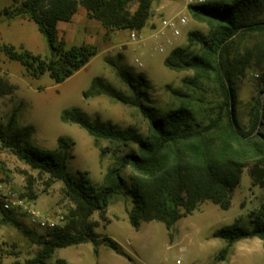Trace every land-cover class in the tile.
Wrapping results in <instances>:
<instances>
[{"label":"rangeland","instance_id":"obj_1","mask_svg":"<svg viewBox=\"0 0 264 264\" xmlns=\"http://www.w3.org/2000/svg\"><path fill=\"white\" fill-rule=\"evenodd\" d=\"M22 1L0 0V47L9 44L17 50L27 49L49 58V48L37 25L26 15L12 17L5 12H15ZM216 1L230 3L232 0L209 2ZM136 7L137 2H132L131 10ZM179 16L188 17L179 36H174L171 30H167V36L159 34L163 19ZM254 17L264 25V0ZM193 31L199 33V40L210 35L208 25L192 17L184 0H154L151 16L146 27L138 31L137 40L131 39L130 30L116 31L111 38L108 33L105 39L108 47L98 49L86 66L62 83H55L49 74L40 78L30 76L20 61L1 52L0 125H6L15 113L18 125L33 126L31 142L44 149H55L59 138L65 137L73 143L68 173L79 179L82 172H87L91 181L101 187L115 156L137 150V146L96 138L79 124L64 122L62 113L79 108L89 122L121 129L132 127L146 136L149 120L141 110L117 100L109 92L111 87L123 96L133 97L131 83L135 84L138 76L143 75L147 83L141 88L147 96L142 95V100L155 115L176 108L186 100L198 122L216 117L224 98L215 80L212 77L196 80L192 70L175 71L164 63L165 57L176 47L197 51L200 41L192 44L189 41V33ZM161 45L164 46L162 51ZM230 63L236 90L234 112L240 125L250 130L253 125L251 110L264 97V30L244 32L236 37L231 46ZM95 77L103 78L108 89L86 98L83 93ZM248 156L228 210L206 201L177 222L170 239L165 225L159 221L142 222L136 230L129 221L133 207L131 197L125 193L116 194L107 210L108 221L101 220L98 212L92 216V220L99 221V226L95 227L100 237L98 253L93 242L57 248L49 264H57L60 258H65L67 264H176L178 259L182 264H264V241L260 238L239 240L227 257L221 259V251L227 243L215 236L218 229L237 219L250 227L254 212L264 200V186L250 174L254 165L264 164V154ZM0 183L24 198L40 214L41 221L57 222L54 227L36 223L26 212L21 210L14 214L0 203V264L24 263L40 249L34 239L69 223L74 203L65 195L63 181L52 180L48 174L33 169L5 149L1 141ZM8 213L16 223L6 221ZM105 236L117 241L123 254L109 248L103 240Z\"/></svg>","mask_w":264,"mask_h":264},{"label":"trees","instance_id":"obj_2","mask_svg":"<svg viewBox=\"0 0 264 264\" xmlns=\"http://www.w3.org/2000/svg\"><path fill=\"white\" fill-rule=\"evenodd\" d=\"M135 1L137 7L131 10L130 5ZM153 1L23 0L15 12H5L12 17L28 16L46 40L50 57L43 58L27 49L17 50L9 44L2 45L0 53L20 61L34 78L49 74L55 83H62L86 66L98 53V48L89 44L67 47L57 35L60 21H71L79 7H84L90 18L101 22L107 34L122 29L141 31L151 16ZM261 1L189 5L192 17L205 22L210 35L199 40L197 31L190 32L191 44L200 41L197 51L179 46L165 57V65L172 70H192L196 80L205 77L215 80L224 101L217 116L209 121L198 122L186 100L176 108L155 115L142 100V95L147 96L141 88L144 82L147 83L143 75L138 76L135 84L131 83L133 97L123 96L111 87L109 92L117 100L141 110L149 120L146 136L132 127L121 129L89 122L79 108L62 113L64 122L77 123L96 138L137 146V150L115 156L101 187L91 181L87 172H82L79 179L68 173L73 143L65 137L59 138L55 149H44L31 142L33 126L18 125L15 113L6 125H0L2 146L33 169L48 174L52 180L63 181L65 195L74 203L69 223L47 236L34 239L40 245L35 256L14 264H49L48 260L57 248L88 242H93L98 253L100 237L95 227L99 226V221L92 220V216L98 212L101 220L108 221L107 210L116 194L125 193L131 197L133 207L129 221L136 230L142 222L159 221L165 225L170 239L177 222L194 213L202 203L211 201L224 210L231 207L233 192L241 181L248 154H264V97L252 108L253 125L250 130H245L234 112L236 90L230 63L231 46L236 37L244 32L264 30L262 22L254 17L260 11ZM262 79L264 87V73ZM105 89L108 88L103 78L95 77L83 95L86 98L100 95ZM250 174L264 186V164L254 165ZM11 217L13 215L8 213L6 221L16 223ZM215 236L227 243L221 251V259L227 257L239 240L258 237L264 241V200L254 212L250 227L237 219L218 229ZM103 240L109 248L123 254L117 241L108 236ZM57 264H67V260L60 258Z\"/></svg>","mask_w":264,"mask_h":264},{"label":"built area","instance_id":"obj_3","mask_svg":"<svg viewBox=\"0 0 264 264\" xmlns=\"http://www.w3.org/2000/svg\"><path fill=\"white\" fill-rule=\"evenodd\" d=\"M187 6L191 4H208L210 0H184ZM188 23L187 16H179V17H170L165 18L161 21V29L159 34L166 35L167 30H171L174 36H179L181 34L182 27ZM137 30H131L130 37L132 40H137L138 37ZM157 34V35H159ZM169 39L168 37H166ZM161 51L164 50V46H160ZM140 65H142L140 63ZM0 203L2 204L3 208L16 214L19 211L26 212L32 221L40 224H46L48 226L54 227L56 225V221H41L40 214L36 212L30 204L24 199L19 196V194L9 188L7 185L0 183ZM63 219V216L60 217ZM176 264H182V260L178 259Z\"/></svg>","mask_w":264,"mask_h":264},{"label":"crops","instance_id":"obj_4","mask_svg":"<svg viewBox=\"0 0 264 264\" xmlns=\"http://www.w3.org/2000/svg\"><path fill=\"white\" fill-rule=\"evenodd\" d=\"M129 30V29H122ZM120 31V30H117ZM116 31H112L111 34ZM131 32V30H130ZM82 34H84L82 36ZM57 35L60 40H64L66 46L89 44L96 46L99 50L105 49V39L107 38V30L100 21L90 18L84 7H79L77 13L71 21H60L57 26ZM110 40V45H111ZM109 45V46H110Z\"/></svg>","mask_w":264,"mask_h":264}]
</instances>
